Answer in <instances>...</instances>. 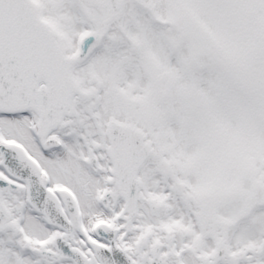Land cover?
<instances>
[{
  "label": "snow or ice",
  "instance_id": "snow-or-ice-1",
  "mask_svg": "<svg viewBox=\"0 0 264 264\" xmlns=\"http://www.w3.org/2000/svg\"><path fill=\"white\" fill-rule=\"evenodd\" d=\"M0 264H264V0H0Z\"/></svg>",
  "mask_w": 264,
  "mask_h": 264
}]
</instances>
